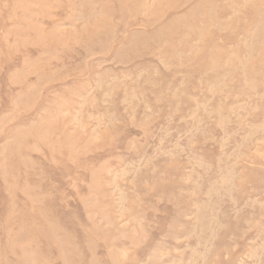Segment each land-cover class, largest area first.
Listing matches in <instances>:
<instances>
[{
  "label": "rangeland",
  "instance_id": "rangeland-1",
  "mask_svg": "<svg viewBox=\"0 0 264 264\" xmlns=\"http://www.w3.org/2000/svg\"><path fill=\"white\" fill-rule=\"evenodd\" d=\"M0 264H264V0H0Z\"/></svg>",
  "mask_w": 264,
  "mask_h": 264
}]
</instances>
